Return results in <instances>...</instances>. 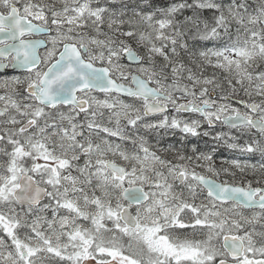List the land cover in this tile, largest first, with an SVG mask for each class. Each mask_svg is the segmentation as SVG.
<instances>
[{
	"label": "snow or ice",
	"instance_id": "snow-or-ice-1",
	"mask_svg": "<svg viewBox=\"0 0 264 264\" xmlns=\"http://www.w3.org/2000/svg\"><path fill=\"white\" fill-rule=\"evenodd\" d=\"M0 264H264V0H0Z\"/></svg>",
	"mask_w": 264,
	"mask_h": 264
},
{
	"label": "trees",
	"instance_id": "trees-1",
	"mask_svg": "<svg viewBox=\"0 0 264 264\" xmlns=\"http://www.w3.org/2000/svg\"><path fill=\"white\" fill-rule=\"evenodd\" d=\"M156 3L159 5V1L156 0ZM161 5H163V3H160ZM167 4V3H165ZM190 12H186L185 15H190ZM205 16H210L211 13L210 12H205L204 13ZM209 47H211V44H208ZM209 71H211V69H209ZM205 140L204 138L201 139L200 141H198L201 145L204 143ZM193 142H197L196 140H193ZM237 155V153H234L232 150H229L227 148H221L220 151L215 155L214 160H230L232 158H234V156ZM243 159V158H241ZM255 162V161H253Z\"/></svg>",
	"mask_w": 264,
	"mask_h": 264
},
{
	"label": "rangeland",
	"instance_id": "rangeland-1",
	"mask_svg": "<svg viewBox=\"0 0 264 264\" xmlns=\"http://www.w3.org/2000/svg\"><path fill=\"white\" fill-rule=\"evenodd\" d=\"M158 1H159V5L160 6H165L166 5L165 3H169L170 2V0H158ZM189 2H191V0H189ZM160 3H163V5H161ZM147 139H149L150 143H154V140H153V138L151 136L147 137ZM204 139L207 140L208 138H204ZM174 142H178V139H173L172 135H169L164 141L165 144L174 143ZM241 143H243V141H241ZM215 162H216L217 166H220V164H221L220 160H215Z\"/></svg>",
	"mask_w": 264,
	"mask_h": 264
},
{
	"label": "flooded vegetation",
	"instance_id": "flooded-vegetation-1",
	"mask_svg": "<svg viewBox=\"0 0 264 264\" xmlns=\"http://www.w3.org/2000/svg\"><path fill=\"white\" fill-rule=\"evenodd\" d=\"M106 119H107V118H105V122H106ZM109 126H111V125H109ZM204 127L206 128V125H205ZM201 130H203V128H202ZM180 135H181V134H180L179 132H177L176 135L173 136V139H178V140H179ZM111 140H112V142H114V143H120V141H119L117 138H111ZM192 140H195V138H192Z\"/></svg>",
	"mask_w": 264,
	"mask_h": 264
}]
</instances>
